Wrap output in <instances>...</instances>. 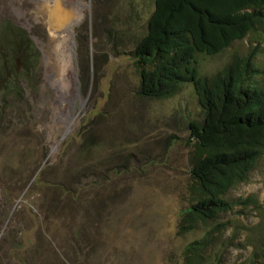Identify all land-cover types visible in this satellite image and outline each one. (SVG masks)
<instances>
[{"label": "rangeland", "instance_id": "374dc122", "mask_svg": "<svg viewBox=\"0 0 264 264\" xmlns=\"http://www.w3.org/2000/svg\"><path fill=\"white\" fill-rule=\"evenodd\" d=\"M46 1L0 0V264H185V248L209 230L179 231L193 201L188 127L201 110L192 84L167 99L140 95L133 52L156 0H82L76 61L87 104L70 135L57 127L55 144ZM253 47L264 70L258 28L199 55L201 75ZM227 200L216 248L223 264H253L264 247V156Z\"/></svg>", "mask_w": 264, "mask_h": 264}, {"label": "trees", "instance_id": "16d2710c", "mask_svg": "<svg viewBox=\"0 0 264 264\" xmlns=\"http://www.w3.org/2000/svg\"><path fill=\"white\" fill-rule=\"evenodd\" d=\"M258 28L264 29V0H156L148 33L133 52L141 71L140 95L167 99L192 84L201 110L189 122L193 201L181 216V234L208 231L184 250L185 264H223L216 248L233 211L229 192L249 181L264 156V70L256 47L235 55L212 77L200 73L199 55L216 56ZM253 264H264V247Z\"/></svg>", "mask_w": 264, "mask_h": 264}, {"label": "bare ground", "instance_id": "6f19581e", "mask_svg": "<svg viewBox=\"0 0 264 264\" xmlns=\"http://www.w3.org/2000/svg\"><path fill=\"white\" fill-rule=\"evenodd\" d=\"M44 11L52 48L49 81L53 90L51 140L55 144L57 127L64 126L62 137L71 133L87 104L77 68L75 28L83 21L86 5L82 0H48ZM51 43V42H50ZM70 135V134H69Z\"/></svg>", "mask_w": 264, "mask_h": 264}]
</instances>
